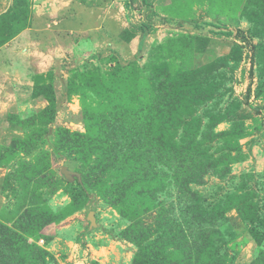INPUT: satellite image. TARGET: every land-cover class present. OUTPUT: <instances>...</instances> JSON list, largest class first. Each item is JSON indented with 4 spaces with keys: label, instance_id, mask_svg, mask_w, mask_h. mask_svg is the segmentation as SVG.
I'll return each instance as SVG.
<instances>
[{
    "label": "rangeland",
    "instance_id": "374dc122",
    "mask_svg": "<svg viewBox=\"0 0 264 264\" xmlns=\"http://www.w3.org/2000/svg\"><path fill=\"white\" fill-rule=\"evenodd\" d=\"M0 52V264H264V0H0Z\"/></svg>",
    "mask_w": 264,
    "mask_h": 264
},
{
    "label": "crops",
    "instance_id": "0c3cea01",
    "mask_svg": "<svg viewBox=\"0 0 264 264\" xmlns=\"http://www.w3.org/2000/svg\"><path fill=\"white\" fill-rule=\"evenodd\" d=\"M21 39H22V38H21V36H20V37L16 38L15 40H13V41L11 42L10 46L13 44L14 47L16 48V50H14V51H12V52H8L9 54L13 53V54L11 55V57H12V59H14L15 61L11 60V63H13V65H14V64H16V65H14V71H13L12 74L15 75L16 77L19 75V73H18L19 69H17V68L20 66V63L22 64L21 67L28 68V69L31 70V71L34 70V64H32L31 62H30V64H24V63H25V60L27 59V58H26L27 56L25 55V52H23L22 50H19V46H18V45H19V42H20ZM4 50H5V49H4ZM4 50H3V51H4ZM1 51H2V50H1ZM16 55H19V56H16ZM0 58H1V52H0ZM13 65H10V63H9V64H6L5 61H3V62L0 61V71H4V70H6L7 68L12 67ZM10 80L12 81V80H14V78H11ZM7 82H8V81H7ZM2 87H3L4 89L10 91V90H9V86H2ZM0 88H1V86H0ZM0 93H1V91H0ZM2 94H3V96L6 97V99H10V92H5V91H4V92L1 93V96H0V116H2V114H4V111H3V109H1V107H4V109H5L6 107L9 106V103H7V102L5 101V99H3ZM12 133H13V132H12L11 129H10V124H9L8 122L5 123V122L1 119V120H0V141H1L2 139L6 140V138H7V137H10Z\"/></svg>",
    "mask_w": 264,
    "mask_h": 264
},
{
    "label": "water",
    "instance_id": "95a60500",
    "mask_svg": "<svg viewBox=\"0 0 264 264\" xmlns=\"http://www.w3.org/2000/svg\"><path fill=\"white\" fill-rule=\"evenodd\" d=\"M6 1L12 2V0H6ZM60 172H61V174L63 175V177L65 179H69L70 176H72V173H70L69 171H67L66 168H62Z\"/></svg>",
    "mask_w": 264,
    "mask_h": 264
},
{
    "label": "trees",
    "instance_id": "16d2710c",
    "mask_svg": "<svg viewBox=\"0 0 264 264\" xmlns=\"http://www.w3.org/2000/svg\"><path fill=\"white\" fill-rule=\"evenodd\" d=\"M141 27V29H140V31L143 33V34H147L148 33V31H149V29H147V27H143V26H140ZM230 35V33H227L226 34V36H229Z\"/></svg>",
    "mask_w": 264,
    "mask_h": 264
}]
</instances>
